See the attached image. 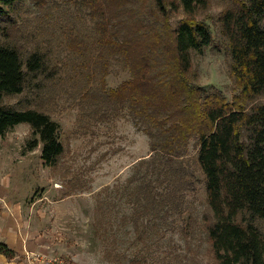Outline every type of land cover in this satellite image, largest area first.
Masks as SVG:
<instances>
[{
  "label": "trees",
  "instance_id": "obj_1",
  "mask_svg": "<svg viewBox=\"0 0 264 264\" xmlns=\"http://www.w3.org/2000/svg\"><path fill=\"white\" fill-rule=\"evenodd\" d=\"M21 1L0 0V19L8 18ZM140 3L139 15L158 19L155 27L142 18L128 23L138 11L122 0H82L95 20V35L68 37V49L83 58L86 77L93 81L100 75L105 97L129 108L151 137L154 154L131 192L132 204L137 205L131 216L135 240L142 243L149 237L147 222L152 218L161 221L173 213L183 214V200L197 182L193 160L187 158L196 140L195 163L205 176L211 211L206 219L208 241L216 263L264 264V232L257 225L264 219V103H255L264 95V0H239L220 15L237 89L233 101L222 90L209 92L202 86L193 63L192 52L203 53L214 42L210 25L196 17L208 0ZM181 9L186 16L175 29L171 13ZM114 59L132 76L109 89L107 77ZM49 63L44 53L25 55L0 38V137L29 124L34 136L30 148L43 144L42 159L53 166L65 151L59 123L39 107L8 102L32 88L41 92L48 82L54 88L57 73ZM0 253L10 259L17 256L5 243H0Z\"/></svg>",
  "mask_w": 264,
  "mask_h": 264
},
{
  "label": "rangeland",
  "instance_id": "obj_2",
  "mask_svg": "<svg viewBox=\"0 0 264 264\" xmlns=\"http://www.w3.org/2000/svg\"><path fill=\"white\" fill-rule=\"evenodd\" d=\"M122 1L138 11L128 23L140 18L151 23L150 28L158 23L147 13L139 15L142 0ZM237 1L208 0L197 10L196 17L210 25L214 42L203 53L192 52L199 83L209 92L222 90L230 101L237 89L220 15ZM147 5L146 9L152 6ZM185 16L183 9L171 13L175 29ZM94 27L82 0H22L10 9L8 18L0 19L4 44L17 45L25 55L44 53L57 73L54 88L48 82L41 92L32 88L8 102L50 114L60 125L65 146L57 165L47 166L43 144L30 148L34 136L29 124L0 137V225L20 229L24 225L31 243L26 251L29 264H217L208 241L206 219L211 211L205 176L195 163L196 140L187 158L193 160L197 182L183 200V214L173 213L161 221L152 218L147 222L149 237L142 243L135 240L131 216L137 205L132 204L131 192L141 183L145 162L154 152L145 125H138L129 108L106 98L101 76L89 80L83 58L68 49L70 35H95ZM131 76L114 59L107 87L116 88ZM255 103H264V95ZM133 177L138 181L128 185ZM257 225L264 232V219H258Z\"/></svg>",
  "mask_w": 264,
  "mask_h": 264
},
{
  "label": "crops",
  "instance_id": "obj_3",
  "mask_svg": "<svg viewBox=\"0 0 264 264\" xmlns=\"http://www.w3.org/2000/svg\"><path fill=\"white\" fill-rule=\"evenodd\" d=\"M28 239L29 236H27L24 225L22 229H20V226L15 225H7V227L0 225V243L7 244L17 253L14 259H10L0 253V264H29L26 251L31 248V243Z\"/></svg>",
  "mask_w": 264,
  "mask_h": 264
}]
</instances>
